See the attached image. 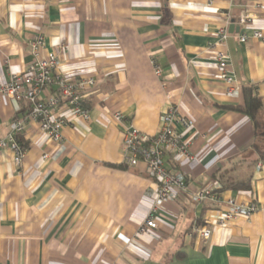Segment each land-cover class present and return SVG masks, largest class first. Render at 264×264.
Returning <instances> with one entry per match:
<instances>
[{
    "label": "crops",
    "instance_id": "crops-1",
    "mask_svg": "<svg viewBox=\"0 0 264 264\" xmlns=\"http://www.w3.org/2000/svg\"><path fill=\"white\" fill-rule=\"evenodd\" d=\"M242 13L250 15L244 25ZM37 35L40 57L56 53L63 75L94 80L84 98L90 119L61 108L60 142L37 122L25 123L18 136L28 147L19 163L0 147V264H264V157L252 146L249 117L226 108L243 105V89L255 88L264 122V0H0V82L34 61ZM219 49L239 85L233 94L218 77ZM170 103L194 121L189 129L176 124L192 154L180 165L189 195L248 181L218 193L256 204L249 217L219 226V204L177 197L160 207L155 229L137 235L155 182L142 163H123L113 113L155 134ZM26 111L0 98V138ZM257 145L264 150V137ZM197 226L210 228L207 239Z\"/></svg>",
    "mask_w": 264,
    "mask_h": 264
},
{
    "label": "built area",
    "instance_id": "built-area-1",
    "mask_svg": "<svg viewBox=\"0 0 264 264\" xmlns=\"http://www.w3.org/2000/svg\"><path fill=\"white\" fill-rule=\"evenodd\" d=\"M250 19L248 13H242L238 19L244 25ZM228 36L227 28L218 30V42L223 44ZM254 38H262L259 31H253ZM247 36L242 34L239 40L246 41ZM43 45V36L37 35L32 44L35 55L34 61L23 71H11L6 81L0 82V98L5 97L17 103L27 105L23 117L12 121L9 132L0 138V147L10 149L14 154L15 163H19L24 150L20 148L17 136L24 129L27 122L35 121L53 141L60 142L62 129L66 126V119L60 115V109L72 111L76 118L84 121L90 119L88 107L84 105V98L94 88L92 78H76L63 75L58 71V54L49 53L40 57L39 49ZM154 72L162 76V69L151 59ZM215 63L218 77L225 84L227 94H233L239 89L235 80L230 58L225 49L215 52ZM165 86V82H161ZM54 88V89H53ZM53 89V90H51ZM113 120L122 132L123 163L127 166H137L142 163L147 174L154 180L155 187L147 191L152 203L145 220L140 224L137 235H145L157 227V216L160 207L173 201L177 197L189 198L195 203L208 201L219 204L217 224L225 226L238 216L249 217L257 206L252 201L237 202L234 198L222 197L217 188L202 187L189 195L188 183L185 173L180 168L182 162L192 159L189 145L181 132L177 131L176 124L184 129L193 127L194 121L189 117L180 115L178 107L170 103L160 114V126L155 134L145 133L136 127L125 123L121 112L113 113ZM168 156L176 167H167L164 158ZM44 158L47 154L43 155ZM194 232L198 237L207 239L210 228L196 227Z\"/></svg>",
    "mask_w": 264,
    "mask_h": 264
},
{
    "label": "trees",
    "instance_id": "trees-1",
    "mask_svg": "<svg viewBox=\"0 0 264 264\" xmlns=\"http://www.w3.org/2000/svg\"><path fill=\"white\" fill-rule=\"evenodd\" d=\"M244 94V104L243 105H235V106H227V109L235 110L246 114L251 120L253 130H254V143L252 146L256 149V151L260 154V157H264V150L259 148L257 145L258 139L264 137V122L259 119L258 112L261 109V99L257 94L255 88L243 89ZM84 105L88 107L87 103L84 102ZM17 141L22 150H26L28 147L27 143H25L19 136H17ZM248 181H235L228 183L226 185H222L220 188L216 189V192H219L226 188L238 189V188H247Z\"/></svg>",
    "mask_w": 264,
    "mask_h": 264
},
{
    "label": "water",
    "instance_id": "water-1",
    "mask_svg": "<svg viewBox=\"0 0 264 264\" xmlns=\"http://www.w3.org/2000/svg\"><path fill=\"white\" fill-rule=\"evenodd\" d=\"M233 27V24L230 25L229 29H231Z\"/></svg>",
    "mask_w": 264,
    "mask_h": 264
}]
</instances>
